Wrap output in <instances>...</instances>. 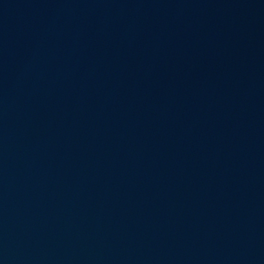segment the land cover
Wrapping results in <instances>:
<instances>
[{
  "label": "water",
  "instance_id": "1",
  "mask_svg": "<svg viewBox=\"0 0 264 264\" xmlns=\"http://www.w3.org/2000/svg\"><path fill=\"white\" fill-rule=\"evenodd\" d=\"M0 264H12V263H10V262H7V261H5V260H2V259H0Z\"/></svg>",
  "mask_w": 264,
  "mask_h": 264
}]
</instances>
